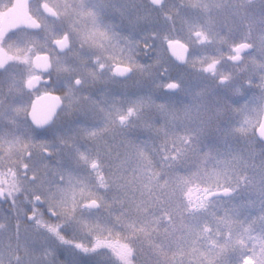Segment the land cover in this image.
<instances>
[{"label":"snow or ice","instance_id":"snow-or-ice-1","mask_svg":"<svg viewBox=\"0 0 264 264\" xmlns=\"http://www.w3.org/2000/svg\"><path fill=\"white\" fill-rule=\"evenodd\" d=\"M0 264H264V0H0Z\"/></svg>","mask_w":264,"mask_h":264}]
</instances>
